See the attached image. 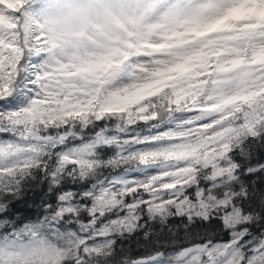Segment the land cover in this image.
I'll use <instances>...</instances> for the list:
<instances>
[{
	"label": "snow or ice",
	"instance_id": "6c2138e0",
	"mask_svg": "<svg viewBox=\"0 0 264 264\" xmlns=\"http://www.w3.org/2000/svg\"><path fill=\"white\" fill-rule=\"evenodd\" d=\"M0 264H264V0H0Z\"/></svg>",
	"mask_w": 264,
	"mask_h": 264
},
{
	"label": "trees",
	"instance_id": "16d2710c",
	"mask_svg": "<svg viewBox=\"0 0 264 264\" xmlns=\"http://www.w3.org/2000/svg\"><path fill=\"white\" fill-rule=\"evenodd\" d=\"M43 198V191L40 187L32 186V190L25 191L22 198L14 203L13 212L20 216L34 218L39 214V204ZM151 231L153 233L151 241L145 240L142 233L134 234L133 236L123 240L122 246L124 251L132 257L147 255L154 247L159 244L168 245L175 240L177 243H186L184 237L186 232L192 235L203 234L205 231L212 232L213 227L201 222L188 224L187 221L179 217H170L166 224L160 222H150ZM218 238L226 239L224 232L215 229ZM191 238V236L189 237ZM166 251H171V248H165Z\"/></svg>",
	"mask_w": 264,
	"mask_h": 264
}]
</instances>
